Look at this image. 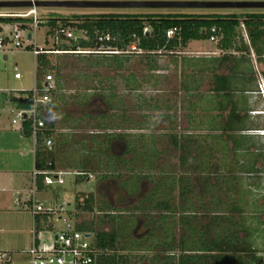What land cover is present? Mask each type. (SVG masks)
<instances>
[{
  "label": "trees",
  "instance_id": "1",
  "mask_svg": "<svg viewBox=\"0 0 264 264\" xmlns=\"http://www.w3.org/2000/svg\"><path fill=\"white\" fill-rule=\"evenodd\" d=\"M40 20L42 24L43 19ZM16 21L20 19L0 18V22ZM47 22L51 27L50 33L54 35L59 26H70L83 34L67 43L56 40L58 48L52 50L68 51L62 54H71L70 51L79 49L98 51L109 48L110 51L119 53L86 54H102L112 58L123 55L122 61L110 65L114 70L125 67V63L130 60L127 53L135 45L146 58L148 70L154 72L160 67V56L179 51L190 41L209 40L214 27L218 30L216 34L221 36L217 42L220 49H235L248 54V44L241 40V44L237 45L241 26L246 27L251 47L258 55L264 42V12L55 14ZM170 29L178 31L168 36ZM53 54L55 53L39 54L37 69L47 71L59 68L60 66H54L51 62ZM59 75L57 73V78ZM214 79L227 80L225 76L216 74ZM126 82L131 91L140 87L139 78L133 72ZM213 88L219 90L216 84ZM64 89L56 83L53 100L45 107L46 110L59 111V105L67 103L66 98L56 102L58 90L62 92ZM94 95L90 93L79 100L81 116L64 121L63 127L68 131L57 132V136L56 124L48 121L45 136L53 139L54 150L47 151L43 144L44 138L40 137L35 151L37 169L57 171V159H60L61 165L65 164L67 168L73 169L76 183L84 182L90 173H97L99 179L116 180L130 197L138 194L141 182L145 179L152 185L133 208L119 210L103 202L98 207L102 215L98 226L91 220L75 225L76 230L91 233L94 237L91 245L97 253L93 264H264V256L259 254L251 242L252 234L245 224L243 210L237 199L240 193L239 178L234 173L231 161L219 162L231 157L232 135L227 132L231 130V126L225 125L222 127L223 134L217 135L216 120L213 119L208 121L206 126L209 132L203 137L173 132L159 139L157 135L150 134L151 145L147 147L144 132L132 134L127 131H143L144 128L130 118L124 108L121 114L118 113L119 118L112 116L119 105L116 96L105 98L104 95H98L113 112L94 116L88 114L85 109ZM14 100L23 108L31 105L30 97ZM148 102L151 101L142 100V104L137 107H158L156 103ZM83 121L88 125L85 132L80 131ZM148 122L144 119L142 125L147 124L149 128ZM23 128L29 135L28 119L23 122ZM113 141L124 143L125 152L120 155L113 153ZM202 141L206 143L202 144ZM57 145L62 150L57 151ZM217 145L222 149L219 159L216 154ZM171 150L177 152L178 164H161ZM123 169L127 170L126 177ZM44 177L45 174L37 176L38 190L44 186ZM81 195L85 194L79 193L76 196L77 208L93 212V194L87 196L82 204L79 202ZM139 215L145 220L148 230L135 237L134 230ZM104 224L109 226L108 230L99 228ZM40 229L38 221L37 232Z\"/></svg>",
  "mask_w": 264,
  "mask_h": 264
},
{
  "label": "crops",
  "instance_id": "2",
  "mask_svg": "<svg viewBox=\"0 0 264 264\" xmlns=\"http://www.w3.org/2000/svg\"><path fill=\"white\" fill-rule=\"evenodd\" d=\"M205 41L206 44H200L201 40L190 41L185 48L168 52L174 55L170 56L174 66L159 64L156 70L157 93H165L161 89V82L166 84L171 80L173 76H167L171 67L177 71L178 81L176 88H172L171 84L168 86V97H156V118L167 122L175 133L200 137L209 132L206 125L213 119L216 120L217 135L223 134L222 127L225 125L231 126V130L227 131L232 135L231 157L219 162L231 161L234 173L239 178L240 193L237 199L243 210L245 224L252 234L251 242L263 255L262 238L259 243L257 239L259 232L264 233V133H261L264 130V99L259 89V84L264 83V42L259 55L253 51L254 55L257 54L254 61L252 53L220 49L217 42ZM177 58H180L181 64L177 63ZM257 60L263 64V68H257ZM215 74L225 76L227 80H215ZM215 84L219 90H214ZM0 93V250L17 251L18 256L23 258L33 244L34 219L24 203L32 189L36 146L23 125L13 123L17 110L23 108L14 99L21 96L10 95L4 90H0ZM178 101L180 104H175ZM9 111L11 118L6 114ZM173 111H178V114H173ZM50 113L48 121L56 124V135L57 132L69 130L63 127L64 122L59 121L60 110ZM183 120L186 122L183 132H178V126L174 125ZM165 134L156 135L160 139ZM115 143L123 147L119 155L124 153L126 145L119 141L111 143L112 152ZM55 149L62 150L58 145ZM221 151L217 145L218 154ZM57 165V171L74 172L65 164L61 165L60 159H57ZM52 187L44 185L38 192L46 197ZM48 200L49 197L46 198ZM18 201L21 202L19 206ZM15 225L20 231L17 240L8 235L10 228H15Z\"/></svg>",
  "mask_w": 264,
  "mask_h": 264
},
{
  "label": "rangeland",
  "instance_id": "3",
  "mask_svg": "<svg viewBox=\"0 0 264 264\" xmlns=\"http://www.w3.org/2000/svg\"><path fill=\"white\" fill-rule=\"evenodd\" d=\"M188 1V0H181ZM198 1H264V0H198ZM21 10H25L22 8H0L2 12H19ZM141 13V12H190V13H208V12H218V13H246V12H264V9H206V8H68V7H38L37 13L43 19V23L40 24L35 30L31 26L30 21H21L25 25V33H33V38L29 40L27 36L23 39V48L19 50L10 51L7 53V59H0V90L6 91L8 94L20 95L24 96L28 91H32L35 87V84L38 79V73H40V78L38 82L43 81V78L46 73H52L54 75L56 83L59 86H63L64 91L57 92V100H62V98H66L67 103H61V110L59 117L60 122L71 121L74 120V116H81V107L78 106L79 100L86 98L91 94H95L89 101V104L86 107V112L88 114L94 116L98 114L111 113L113 112L109 107L105 104L104 100L101 96L104 97L118 98V107L115 109L114 118H119L118 113H122V108L125 109V113L139 123V125L143 126V131L137 130H127L132 134H139V132L145 133V145L149 147L151 145V137L150 134H165L166 137L174 132V129L169 128V124L162 120H157V111L156 109L144 107L138 108L137 105L142 104L145 100H149L151 104L156 103V97H168V86L171 84L172 88H176V84L178 81L177 71L171 67L170 73L168 75H172L170 81L165 84L161 82L162 91L165 90L164 94H160L156 92V71L151 72L147 68L146 58L143 56L142 51L137 50L136 46H132L127 54L130 56V60L125 63V67L122 70H114L110 65L115 63L116 61H122L124 57L119 56L115 57H106L102 54H79V53H71V54H53L51 55V62L54 66H60L59 68L43 71V69H37V56L33 52V44L36 42L38 47L44 49H55L58 48L56 44V40L53 33H50L51 27L47 22V19L54 17L55 14H62L65 16H70L73 14H91V13ZM61 23V22H59ZM14 23L8 22H0V32L1 34H8L10 29H13ZM75 36L82 37L83 34L80 31H77L76 28H72ZM240 37L237 38V45L241 44V40L248 44L249 52L254 56L252 59L255 61L257 58V54L254 55V49L251 47L250 39L247 34V29L245 26H241L239 28ZM35 36V39H34ZM200 44H206L205 40H201ZM67 43V42H65ZM263 44V43H262ZM10 47V45L8 46ZM135 47V49H134ZM94 51V50H92ZM96 51V50H95ZM98 51H106L109 50L102 48V50ZM100 53V52H99ZM109 53V52H108ZM141 53V54H140ZM170 56H174L171 54H167V56H160L159 63L162 65H172L174 66V62H172ZM181 64L180 58H177ZM97 65V66H96ZM248 65V64H247ZM258 68H263V64H260V61L257 60L255 64ZM15 67L18 68V71L22 74L21 79H16ZM248 68V67H246ZM60 69V70H59ZM249 69V68H248ZM135 73V75L139 78L140 87L136 91H131L127 88L126 81L129 77L130 73ZM57 73H60L57 78ZM133 76V75H132ZM151 76V78H150ZM89 88H93L94 90L89 91ZM98 92V93H97ZM97 93V95H96ZM2 94V93H0ZM60 94V95H59ZM172 104L171 102L167 101ZM174 104V103H173ZM172 104V105H173ZM175 104H180V102H175ZM124 106V107H123ZM173 114H178V111ZM11 112H7L6 114L11 118ZM148 120L149 128L147 124L145 125L142 122L143 120ZM141 123V124H140ZM186 122L179 121L176 122L174 126H178L176 129L178 132H183ZM88 130V125L86 121L81 123V130L85 132ZM124 131V130H122ZM163 136V137H164ZM167 142V139H164V142ZM204 144V142L202 143ZM122 145L120 143H115L113 147V153L119 154L122 150ZM218 155V159L220 158V154ZM177 152L174 153L173 150L169 152L168 155L163 159L162 163H170V164H178ZM75 172H70L64 175L65 182L63 185L55 184L47 193V196H43L42 194L37 193L38 199L41 200L44 204H51L59 209V205L65 202L66 211L57 213L53 219L50 221V227L42 230L38 233L39 243L42 247L51 246L53 243L54 234L56 232H60L62 230H68L70 227L75 229V225L77 223L91 220L96 225L98 224V220L100 219V212L98 211V207L103 204V202H107L110 206L116 207L119 210H128L133 208L138 204V199L145 193H147L152 185L145 179L141 182V188L138 194L134 197H130L121 187L118 185L117 181L114 179L102 180L98 178L97 173H90L93 175V179L90 178L88 181H84L81 184L76 183V175ZM124 176L127 175V170L123 169ZM89 177V175H88ZM247 179V178H246ZM90 181V182H89ZM84 193L85 195H81L80 203H85V199L90 194H93L95 200V208L93 212H87L84 209L77 208L76 196L77 194ZM58 196V198H57ZM49 197L48 202L46 198ZM24 209V208H23ZM249 212V210L247 209ZM31 213V212H30ZM118 213V212H117ZM127 214V213H126ZM98 226V225H97ZM15 228H10L9 236H13L15 240L20 236V231L18 226H13ZM99 228H103L108 230L106 224L100 225ZM148 230V225L143 220V217L139 215L137 217L136 228L134 230V236L139 237L143 235ZM261 231L260 229H257ZM254 235V234H253ZM259 239L257 242H260V238H262V245H264V233H258ZM94 239V237H92ZM91 238V240H93ZM32 240H33V230H32ZM14 255L18 257V252ZM264 256V252L262 253ZM23 257V256H22ZM27 260V256L22 259L17 260V264H21L22 261Z\"/></svg>",
  "mask_w": 264,
  "mask_h": 264
},
{
  "label": "built area",
  "instance_id": "4",
  "mask_svg": "<svg viewBox=\"0 0 264 264\" xmlns=\"http://www.w3.org/2000/svg\"><path fill=\"white\" fill-rule=\"evenodd\" d=\"M20 1H32L37 0H20ZM19 12H2L0 11V18H14L20 19V21L14 22L13 29L9 30L8 34H1L0 32V59H7V53L14 50H19L23 48V39L29 35L33 38V33H25V25L21 21H30L32 28L35 30L41 22V17L37 13V7H25ZM147 31V29L145 30ZM178 29L168 30V36L174 35ZM212 35L209 38L211 42H218L221 38L216 32L218 30L214 27L211 29ZM55 40H61L64 42H70L76 39L74 31L70 26H59L56 29L54 35ZM35 39V36H34ZM31 40V39H29ZM10 45V47H8ZM33 52L36 56L39 54H50V53H66L68 51H56L52 49H44L38 47L36 42H34ZM135 49V47H134ZM71 53H96L103 51H92V50H77L70 51ZM106 52V51H104ZM111 53H119L118 51H108ZM129 52V51H128ZM159 53H161L159 51ZM16 79H21L22 74L15 67ZM260 92L264 99V83L259 84ZM56 90L55 77L52 73H46L43 81L36 82L34 89L21 97H30L31 105L28 108H19L16 112L13 123H21L28 119L30 121V134L34 139V144L37 147L39 138L43 139L44 147L47 151L54 150V141L50 137L45 136V132L48 126V120L51 113L45 109V107L50 104L53 100V94ZM264 133V130L261 131ZM36 150V148H35ZM49 166H52L51 162H48ZM39 174H45L44 185L53 186L55 184L63 185L65 182L64 175L67 172H60L54 169H49L46 171H40L36 167L33 171V181L32 189L30 192V197L24 203L27 209L31 212L34 219L33 227V244L26 251L27 260L22 261L21 264H93L94 258L97 253L96 249L91 245V237H86L87 232H81L71 227L68 230H62L54 234L53 243L51 246L42 247L39 243L38 233L50 227V221L54 218L57 213L66 211V203L63 202L59 205V209L53 205H46L42 203L38 197V186H37V176ZM92 178L93 175L89 174L88 179ZM17 205H21L18 201ZM41 224L40 231L37 232V223ZM57 235V239H55ZM15 253L8 250H0V264H17V260L22 259L14 255Z\"/></svg>",
  "mask_w": 264,
  "mask_h": 264
},
{
  "label": "water",
  "instance_id": "5",
  "mask_svg": "<svg viewBox=\"0 0 264 264\" xmlns=\"http://www.w3.org/2000/svg\"><path fill=\"white\" fill-rule=\"evenodd\" d=\"M68 8H206V9H264V1H198V0H0V8L25 7ZM31 39V35L28 36ZM87 233L86 237H91ZM57 239V235H55Z\"/></svg>",
  "mask_w": 264,
  "mask_h": 264
}]
</instances>
